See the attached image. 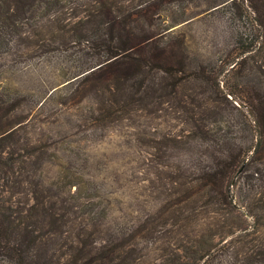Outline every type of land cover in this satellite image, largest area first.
<instances>
[{"label":"trees","instance_id":"trees-1","mask_svg":"<svg viewBox=\"0 0 264 264\" xmlns=\"http://www.w3.org/2000/svg\"><path fill=\"white\" fill-rule=\"evenodd\" d=\"M129 1L0 0V55L75 49L80 56L65 85L76 87L67 99L89 90L101 101L99 116L123 118L134 128L142 116L165 121L169 109H180L187 134L149 127L147 141L168 147L161 156L194 144L186 148L188 165H162L171 186L182 189L136 228H116L101 239L85 227L73 232L75 217L64 201L37 194L28 166L18 165L26 162L15 155L18 146L5 147L22 125L11 117L22 111L23 99L0 93V260L151 264L143 250L152 248L154 264H264V0H248L249 25L231 55L193 68L183 39L160 23L162 0ZM223 73L235 80L225 90ZM188 86L186 95L181 90ZM206 94L204 101L198 97ZM241 130L251 132L249 145L236 141ZM243 178L239 205L234 189ZM99 217H91L94 226Z\"/></svg>","mask_w":264,"mask_h":264},{"label":"rangeland","instance_id":"rangeland-1","mask_svg":"<svg viewBox=\"0 0 264 264\" xmlns=\"http://www.w3.org/2000/svg\"><path fill=\"white\" fill-rule=\"evenodd\" d=\"M130 1L135 4L144 0ZM156 6L164 20L160 23H168L169 30L183 39L191 68L231 55L250 21L248 0H162ZM38 54L18 59L12 52L0 55V93L23 99L22 111L17 110L11 117L21 120L22 125L16 126L15 134L4 145L18 146L15 155L18 154L19 162H26L16 164L28 166L36 193L63 200L68 213L75 217L72 231L85 227L94 239L98 235L101 239L116 228H136L147 214L173 202L182 188L171 186L170 170L162 165H188L191 153L186 148L194 144L161 156L163 148L168 147H154L147 140L152 136L149 127L162 133L187 134L191 128L180 122V109H169L171 113L165 121L142 116L135 128L123 118L101 117V101L91 91H84L81 100L67 99L76 85H65L66 79L72 75L80 53L68 49ZM224 74L220 76L223 90L229 89L226 84L235 83L232 76ZM181 91L192 93L189 86ZM198 97L204 101L207 94ZM248 133L237 132L236 141L249 145L247 137L251 132ZM28 152L32 153L31 158L24 157ZM245 183L243 178L234 189L239 205ZM165 214L163 222L168 217ZM99 215L104 217H99L101 222L94 226L91 217ZM245 219L252 223L250 216L245 215ZM171 221H167L166 228ZM149 250L143 251L154 264L156 252ZM0 264L10 263L0 260Z\"/></svg>","mask_w":264,"mask_h":264}]
</instances>
